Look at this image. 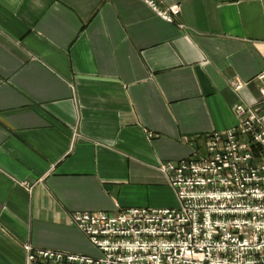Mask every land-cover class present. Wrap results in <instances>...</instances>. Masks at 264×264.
I'll list each match as a JSON object with an SVG mask.
<instances>
[{
    "label": "crops",
    "instance_id": "obj_1",
    "mask_svg": "<svg viewBox=\"0 0 264 264\" xmlns=\"http://www.w3.org/2000/svg\"><path fill=\"white\" fill-rule=\"evenodd\" d=\"M162 3L0 0V264L100 256L76 211L176 207L160 164L261 105L264 0Z\"/></svg>",
    "mask_w": 264,
    "mask_h": 264
},
{
    "label": "built area",
    "instance_id": "obj_2",
    "mask_svg": "<svg viewBox=\"0 0 264 264\" xmlns=\"http://www.w3.org/2000/svg\"><path fill=\"white\" fill-rule=\"evenodd\" d=\"M143 1L170 23L181 12L177 4ZM258 79H264V70ZM242 86L235 82L236 89ZM260 89L261 105L234 104L238 123L211 132L204 153L160 164L176 207L76 211L73 222L100 256L26 244L29 263L264 264V86Z\"/></svg>",
    "mask_w": 264,
    "mask_h": 264
}]
</instances>
